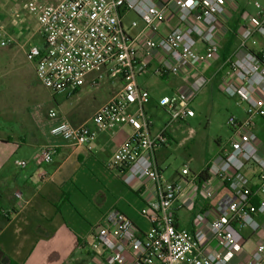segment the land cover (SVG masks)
<instances>
[{"label": "built area", "instance_id": "1", "mask_svg": "<svg viewBox=\"0 0 264 264\" xmlns=\"http://www.w3.org/2000/svg\"><path fill=\"white\" fill-rule=\"evenodd\" d=\"M31 1L26 8L37 17L44 43L31 47L26 58L35 63L37 80L47 90L70 98L91 74H95L94 84L105 77L123 82L121 91L90 121L74 126L62 120L51 134L91 148L99 132L134 128L114 153L110 167L128 187L140 192L145 202L141 215L150 228L143 232L125 214L110 210L96 228L90 264H264V142L257 133L258 122L264 120V7L254 3L257 13L239 25L237 48L221 66L229 70L221 90L246 105L243 120L227 122L231 148L212 161L206 173L196 174L185 166L179 180L170 181L157 155L171 143L170 125L195 116L192 105L198 89L183 88L163 97L159 106L170 121L153 134L154 122L146 111L151 94L137 79L149 71L162 78L182 76L194 63L220 56L237 2ZM129 13L143 23L140 29L136 21L124 23ZM172 15L176 22L170 25ZM132 30L137 34L132 35ZM139 43L149 60L139 57ZM12 44L0 30V50ZM152 60L156 65L148 63ZM50 116L58 118L53 110ZM54 154L53 149L43 150L40 162L51 164ZM15 165L25 168L27 162L16 160ZM250 168H259V173L249 178L243 170ZM222 188L226 193L209 210L208 225H202V217L193 230L178 226V211L212 201Z\"/></svg>", "mask_w": 264, "mask_h": 264}, {"label": "crops", "instance_id": "2", "mask_svg": "<svg viewBox=\"0 0 264 264\" xmlns=\"http://www.w3.org/2000/svg\"><path fill=\"white\" fill-rule=\"evenodd\" d=\"M231 14L232 19L220 52L219 59L222 62L236 50L238 27L247 18L239 20L237 8H233ZM35 17L26 15L25 21L22 20L23 25H18L12 15L0 20V30L13 40L10 47L20 46L25 57L31 47L42 46L44 43ZM169 22L170 25L175 24L173 15L169 17ZM140 23L138 22V29L143 26L141 21ZM134 31L136 30H132V35L138 32L137 30L133 34ZM37 36L42 38L38 43L35 41ZM138 49L139 57L149 60L141 43L138 44ZM209 61L211 59L194 63L184 75L177 76V81L171 84L173 94L183 88L198 89L206 81L199 74L207 68L205 65ZM31 63L35 73V63ZM152 63V66L156 65L154 61ZM222 70L214 76L215 79L222 76ZM148 73L150 72L141 74L137 83L152 95L154 88L149 86L151 75ZM227 74L225 77L220 76V84ZM94 77L95 74L89 75L84 86L76 92L78 106L67 110L64 116H58L50 125V130L62 120L74 126L87 123L123 87V82L119 80L118 90L106 101L99 102L95 91L100 82L94 84ZM81 104L88 107H94L95 104V109L89 115H82L78 109ZM158 129L154 126L151 131L155 134ZM133 133L134 128L130 126L99 132L91 148L58 137L49 139L44 130L33 121L29 130L0 135V264H10L11 261L17 264H90L96 228L112 209L125 214L141 231H147L150 224L141 215L145 202L140 192L128 187L118 172L110 167L114 153ZM257 133L264 142V120L258 122ZM169 136L171 143L158 152V162L166 159L163 150L172 147L177 141L173 134L169 133ZM45 149L55 151L51 164L40 162L41 152ZM219 155L220 153L217 156ZM16 160L26 161L27 166L17 167ZM207 168L208 165L199 173ZM177 180L178 174L172 181ZM225 193L226 190L222 188L212 201L199 202L194 209L178 211V226L193 230L197 226V220L202 217L205 218L202 225H208L206 218L209 210ZM16 194H21V199Z\"/></svg>", "mask_w": 264, "mask_h": 264}, {"label": "rangeland", "instance_id": "3", "mask_svg": "<svg viewBox=\"0 0 264 264\" xmlns=\"http://www.w3.org/2000/svg\"><path fill=\"white\" fill-rule=\"evenodd\" d=\"M235 1L239 10V20L256 13L255 2H259L264 7V0ZM29 3L32 1L0 0V20L12 15L18 25H23L22 20L25 21L26 15H33L26 8ZM134 20L140 23L137 15L130 13L125 23L128 25ZM41 40L39 36L35 39L36 43ZM219 58L220 56H214L211 61L206 62L207 68L199 74L206 81L196 91L192 105L195 116L183 122H175L169 127V133L173 134L177 141L172 147L163 150L166 159L159 162V165L165 178L170 181L174 180L185 166L198 174L214 161L219 153L221 155L224 150L231 148V130L227 122L232 118L239 120L245 118V103H242L238 97L226 95L221 90L225 80L220 84L219 78L225 77L227 70L221 69L222 60ZM148 63L153 65L151 61ZM220 69L223 72L222 76L215 79L214 76ZM149 72L148 74L151 75L149 86L153 87L154 91L146 106L147 113L152 118L155 128H159L160 131L168 125L170 116L159 106V101L164 96L173 94L171 84L176 82L178 77L161 78ZM118 87L119 79L106 77L102 79L99 88L95 91L98 101H106L118 90ZM75 95L68 98L66 95H53L47 90L37 80L33 65L24 56L20 46H8L0 50V128L2 129L0 135L29 130L33 121L44 130L49 139H52L54 136L49 127L57 119L51 118L50 111H55L59 117L64 116L67 110L78 106ZM92 107L81 104L78 109L81 110L82 115H89L94 111L95 104ZM243 173L252 178L259 173V168L244 169ZM255 184H259V180H255ZM261 198L264 199V194ZM255 240L254 238L251 241V248Z\"/></svg>", "mask_w": 264, "mask_h": 264}, {"label": "trees", "instance_id": "4", "mask_svg": "<svg viewBox=\"0 0 264 264\" xmlns=\"http://www.w3.org/2000/svg\"><path fill=\"white\" fill-rule=\"evenodd\" d=\"M203 173H206V170L205 171H203ZM202 177V176H201ZM10 264H17L16 262H14V261H11L10 262Z\"/></svg>", "mask_w": 264, "mask_h": 264}, {"label": "snow or ice", "instance_id": "5", "mask_svg": "<svg viewBox=\"0 0 264 264\" xmlns=\"http://www.w3.org/2000/svg\"><path fill=\"white\" fill-rule=\"evenodd\" d=\"M190 2H191V0H190Z\"/></svg>", "mask_w": 264, "mask_h": 264}]
</instances>
